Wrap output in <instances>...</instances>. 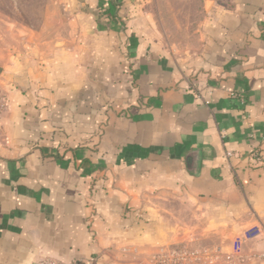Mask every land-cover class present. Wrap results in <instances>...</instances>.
Masks as SVG:
<instances>
[{"label": "crops", "instance_id": "1", "mask_svg": "<svg viewBox=\"0 0 264 264\" xmlns=\"http://www.w3.org/2000/svg\"><path fill=\"white\" fill-rule=\"evenodd\" d=\"M202 1L180 51L148 0L0 23V264H264V0Z\"/></svg>", "mask_w": 264, "mask_h": 264}, {"label": "rangeland", "instance_id": "2", "mask_svg": "<svg viewBox=\"0 0 264 264\" xmlns=\"http://www.w3.org/2000/svg\"><path fill=\"white\" fill-rule=\"evenodd\" d=\"M148 1L152 7L156 6L155 17L160 26L164 46L174 51L189 48L200 35L208 17L206 13L209 8H203V1ZM64 3L65 0H0V23L39 31L47 20L56 21V14Z\"/></svg>", "mask_w": 264, "mask_h": 264}, {"label": "built area", "instance_id": "3", "mask_svg": "<svg viewBox=\"0 0 264 264\" xmlns=\"http://www.w3.org/2000/svg\"><path fill=\"white\" fill-rule=\"evenodd\" d=\"M7 107V101L0 91V117ZM226 158H230L231 154L226 153ZM256 160L259 159V153L255 154ZM260 233L257 227L250 228L244 231L240 236L236 237L232 242V251L235 255H239L242 245L258 236ZM259 258L264 261V251L259 255ZM220 259L218 249L212 251L191 250L185 247L173 249L168 253L157 255L154 259L156 264H214ZM35 264H63L50 258H43Z\"/></svg>", "mask_w": 264, "mask_h": 264}, {"label": "water", "instance_id": "4", "mask_svg": "<svg viewBox=\"0 0 264 264\" xmlns=\"http://www.w3.org/2000/svg\"><path fill=\"white\" fill-rule=\"evenodd\" d=\"M0 72H1V69H0Z\"/></svg>", "mask_w": 264, "mask_h": 264}]
</instances>
